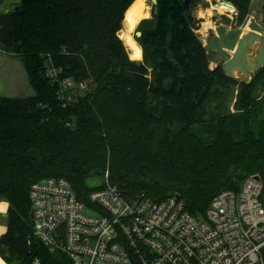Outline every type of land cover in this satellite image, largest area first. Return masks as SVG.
I'll list each match as a JSON object with an SVG mask.
<instances>
[{
	"label": "trees",
	"instance_id": "trees-1",
	"mask_svg": "<svg viewBox=\"0 0 264 264\" xmlns=\"http://www.w3.org/2000/svg\"><path fill=\"white\" fill-rule=\"evenodd\" d=\"M133 1L20 0L17 10L0 14V45L20 59L33 89L27 97L0 96L6 264L52 256L29 217V187L39 179L63 177L86 201L107 172L128 196L158 201L176 193L202 215L217 193L238 191L264 169V104L256 96L264 65L248 82L226 76L221 65L209 68L182 3L156 0L154 26L138 38L150 77L118 36ZM228 1L242 24L251 0ZM261 11L264 26V3ZM64 79L75 86L64 88ZM228 84L238 90L235 109L206 119L214 87Z\"/></svg>",
	"mask_w": 264,
	"mask_h": 264
},
{
	"label": "built area",
	"instance_id": "built-area-1",
	"mask_svg": "<svg viewBox=\"0 0 264 264\" xmlns=\"http://www.w3.org/2000/svg\"><path fill=\"white\" fill-rule=\"evenodd\" d=\"M28 198L33 234L52 255L29 264H264V169L217 193L202 215L176 193L128 196L107 172L86 201L63 177L34 181Z\"/></svg>",
	"mask_w": 264,
	"mask_h": 264
},
{
	"label": "rangeland",
	"instance_id": "rangeland-1",
	"mask_svg": "<svg viewBox=\"0 0 264 264\" xmlns=\"http://www.w3.org/2000/svg\"><path fill=\"white\" fill-rule=\"evenodd\" d=\"M177 1L180 4L182 3V0ZM219 1L220 0H204L203 4L195 10L191 25L194 35L200 39L202 45L205 47L208 65L211 69L215 68L217 65L222 66L223 62L234 50L237 39H239L241 34L249 30L259 31L264 34L261 11V5L264 3V0H251L249 14L242 24L237 23V13L234 10L218 12L214 9L213 11L210 4H216ZM19 2L20 0H0V14L11 13L15 6L19 5ZM144 3L147 16L142 17L139 20L137 25L131 31V37L141 49V58L136 61L146 64L149 76L151 77L152 65L148 59L145 60L143 58L142 47L138 39L139 36H136V32H141V30L153 28L154 26L155 18L152 14L153 4L151 0H144ZM209 10L210 13L208 12ZM124 20L125 17H123L120 24L118 36L122 40L130 58V50L123 38L126 33ZM209 21L214 24L213 27L209 24ZM246 27L248 29H246ZM50 72L53 73L52 70ZM255 72L251 74V78L254 76ZM234 78L239 80L237 77ZM237 91V87L233 84H228L222 88L214 87L210 101L205 105L206 113L204 117L208 119L211 116L223 113L229 114L230 111L232 112L235 109L233 105ZM32 94L33 89L28 82L27 75L20 59L9 52H6L2 45H0V96L27 97ZM256 96L258 98L263 97L262 103L264 104V86L258 87ZM262 118H264V113L258 117V120ZM252 128L256 129L255 122L253 123ZM88 183L89 185L95 186L97 182L92 180ZM0 224H5L6 226L7 217L5 219L0 218Z\"/></svg>",
	"mask_w": 264,
	"mask_h": 264
},
{
	"label": "water",
	"instance_id": "water-1",
	"mask_svg": "<svg viewBox=\"0 0 264 264\" xmlns=\"http://www.w3.org/2000/svg\"><path fill=\"white\" fill-rule=\"evenodd\" d=\"M204 0H182V8L184 13L190 20H193L195 10L203 4ZM153 4V14L157 13L156 0H151ZM219 4L232 6L236 12V8L232 2L228 0H220ZM15 6L14 10H17ZM141 32H136V36H140ZM264 65V34L255 30H249L240 35L237 44L222 64V69L226 76L237 77L240 81L248 82L251 74ZM32 217V212L29 213ZM18 264V263H17Z\"/></svg>",
	"mask_w": 264,
	"mask_h": 264
},
{
	"label": "bare ground",
	"instance_id": "bare-ground-1",
	"mask_svg": "<svg viewBox=\"0 0 264 264\" xmlns=\"http://www.w3.org/2000/svg\"><path fill=\"white\" fill-rule=\"evenodd\" d=\"M210 5H211V9H213V11H214V9H216L218 12L219 11L223 12V11H233L234 10L232 6L219 4L218 2L216 4H210ZM208 12L210 13V10ZM124 15H125L124 16L125 17L124 24L126 26V33H125L123 38H124L126 45L128 46V48L130 50V58L132 60H138L141 58V49H140L139 45H137L136 42L134 41V39L131 37V31L137 25V23L139 22V20L142 17L147 16L144 0H135L129 6V8L126 10ZM209 24H211L212 27L214 25L210 21H209ZM246 29H248V28L246 27ZM137 52H139L138 56H137Z\"/></svg>",
	"mask_w": 264,
	"mask_h": 264
},
{
	"label": "crops",
	"instance_id": "crops-1",
	"mask_svg": "<svg viewBox=\"0 0 264 264\" xmlns=\"http://www.w3.org/2000/svg\"><path fill=\"white\" fill-rule=\"evenodd\" d=\"M259 32V31H258ZM238 41V39H237ZM237 44V42H236ZM236 46V45H235ZM235 48V47H234ZM232 53V52H231ZM230 57V56H229ZM228 57V58H229ZM227 58V59H228ZM7 208H8V203L4 200H0V218L5 219L7 217ZM6 231V226L5 224H0V235L3 234ZM0 264H6L0 257Z\"/></svg>",
	"mask_w": 264,
	"mask_h": 264
},
{
	"label": "clouds",
	"instance_id": "clouds-1",
	"mask_svg": "<svg viewBox=\"0 0 264 264\" xmlns=\"http://www.w3.org/2000/svg\"><path fill=\"white\" fill-rule=\"evenodd\" d=\"M139 55V52H137V56Z\"/></svg>",
	"mask_w": 264,
	"mask_h": 264
}]
</instances>
